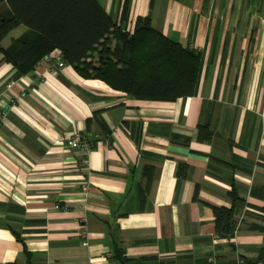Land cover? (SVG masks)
I'll return each mask as SVG.
<instances>
[{
    "label": "crops",
    "instance_id": "obj_1",
    "mask_svg": "<svg viewBox=\"0 0 264 264\" xmlns=\"http://www.w3.org/2000/svg\"><path fill=\"white\" fill-rule=\"evenodd\" d=\"M99 1L120 18L123 0ZM139 16L203 53L196 94L139 99L71 64L55 73L46 59L21 75L0 54V264L260 256L264 0H132L129 28ZM201 126L210 139H199ZM75 132L91 140L88 151L67 144ZM233 191L229 237L217 232L213 206L233 205ZM117 246L129 262L115 257Z\"/></svg>",
    "mask_w": 264,
    "mask_h": 264
},
{
    "label": "trees",
    "instance_id": "obj_2",
    "mask_svg": "<svg viewBox=\"0 0 264 264\" xmlns=\"http://www.w3.org/2000/svg\"><path fill=\"white\" fill-rule=\"evenodd\" d=\"M132 0H123L120 18H114L99 0H0V54L23 75L33 71L44 57L60 50L86 78L105 81L114 89L139 99L176 100L197 93L204 56L163 33L150 16H139L132 28L128 20ZM27 29L11 43L2 40L16 26ZM98 116V112L96 113ZM208 126H201L199 139H210ZM93 144V143H92ZM188 166L181 162L179 176ZM198 188L195 191L197 197ZM231 206H213L218 233L232 237L237 223L239 196L233 191ZM264 211V207H262ZM264 232V225L259 226ZM117 246L115 257L129 262ZM264 258V247L256 264ZM150 264H162L149 257Z\"/></svg>",
    "mask_w": 264,
    "mask_h": 264
},
{
    "label": "built area",
    "instance_id": "obj_3",
    "mask_svg": "<svg viewBox=\"0 0 264 264\" xmlns=\"http://www.w3.org/2000/svg\"><path fill=\"white\" fill-rule=\"evenodd\" d=\"M44 59L46 60H54L55 61V65H52L50 67V70L54 71L55 73L58 72V68L63 67L66 62L64 61V59L62 58V54L60 50H55L49 54H47ZM6 114V111L3 112V114H1V116H4ZM91 140L85 136L83 133L80 132H75L73 134H71L68 139H67V144L70 147L73 148H79V149H83V150H89V148L91 147ZM83 161L85 163H87L88 158L84 157ZM84 188H87V184L84 183L83 184ZM83 232V235L86 236L87 235V229L83 226L81 229ZM89 242L88 240H85L84 244L87 245ZM243 262L241 261L240 264H242ZM208 264H223L221 262V260L218 258V256L216 254H210L208 256Z\"/></svg>",
    "mask_w": 264,
    "mask_h": 264
},
{
    "label": "rangeland",
    "instance_id": "obj_4",
    "mask_svg": "<svg viewBox=\"0 0 264 264\" xmlns=\"http://www.w3.org/2000/svg\"><path fill=\"white\" fill-rule=\"evenodd\" d=\"M27 29V26L24 24H20L16 26L11 32L2 40L3 45H8L11 43L13 38L18 37L21 33H23Z\"/></svg>",
    "mask_w": 264,
    "mask_h": 264
}]
</instances>
